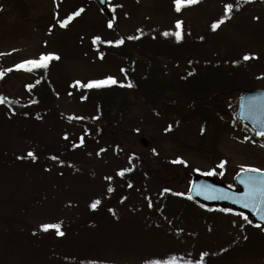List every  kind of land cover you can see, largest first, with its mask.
<instances>
[{
	"label": "rangeland",
	"instance_id": "374dc122",
	"mask_svg": "<svg viewBox=\"0 0 264 264\" xmlns=\"http://www.w3.org/2000/svg\"><path fill=\"white\" fill-rule=\"evenodd\" d=\"M84 1L62 5L57 0H0L2 94L17 103L27 99L23 85L30 77L17 71V65L41 55L59 57L49 77L60 91L77 81L121 80L118 59H96L89 51L94 35L104 33L116 39V33L127 36L138 24L167 29L177 20L201 28L219 19L222 5L232 1L238 5L235 0H202L176 12L174 0H116L123 9L111 31L98 7L90 3L74 24L62 29V19ZM258 9L243 10L221 27V50L225 45L229 49L235 46L240 53L264 56V10ZM263 87L264 81L258 88ZM228 105V100L213 103L220 121L204 134L195 123L172 126L170 121L154 117L146 107L135 106L124 113L116 127L100 126L93 157L66 148L64 155L58 154V149L77 135L64 121L51 118L35 123L8 117L0 110V264H200L229 241L244 239L238 228L241 218L229 215L215 225L217 229L204 225L184 228L188 237L174 234L173 229L170 233L156 226L165 221L158 222L153 213L141 208V202L121 201L116 192L120 186L115 173L128 169L130 154L136 156L144 175L156 179L155 192L166 183L186 194L192 171L213 173L228 185L239 171L264 172V141H254L239 124H233ZM57 107L65 116L85 112L66 92L60 94ZM140 138L146 140V148L140 145ZM114 147L121 153L112 154ZM29 152L41 155L42 162L31 167L30 162L18 161ZM64 162L67 165L62 168ZM80 163L87 173H71ZM109 188L113 191H106ZM127 192L124 189V195ZM96 200L100 203L92 211ZM113 210L115 218L110 216ZM44 224H59L64 235L55 229L44 231ZM216 263L227 264L222 259ZM260 263L254 256L231 262Z\"/></svg>",
	"mask_w": 264,
	"mask_h": 264
},
{
	"label": "trees",
	"instance_id": "16d2710c",
	"mask_svg": "<svg viewBox=\"0 0 264 264\" xmlns=\"http://www.w3.org/2000/svg\"><path fill=\"white\" fill-rule=\"evenodd\" d=\"M235 1L238 2L236 6L233 1L227 3L232 5L231 12L226 13L227 4L222 5L219 20H212L201 28L182 22L183 39L179 42L174 35L176 24L171 29L139 24L128 36L116 33V40L104 36V33L97 34L100 37L98 48L95 47L98 55L119 60L118 70L122 81L98 89L81 87L80 84L67 85L65 90L60 91L49 77L52 63L48 62L47 68H35L29 76L24 91L27 99L17 103V100L7 98L0 92V98L4 101L0 103V110L16 119L19 117L39 123L56 118L73 126L77 135L58 149V154L62 155L66 148L84 157H93L92 151L97 152L99 143V128L103 125L117 126L124 113L135 106L146 107L155 117L169 119L175 126L195 123L200 133L204 134L214 129L220 121L221 115L214 110V102L228 100V114L233 116L232 101L239 93L256 89L264 81V56L240 53L235 46L229 49L225 45V50H221V27L243 10L252 11L264 6V0ZM213 24H218L215 30ZM166 32L169 35L165 36ZM119 40H123V43L117 45ZM245 56L249 59L245 60ZM65 92L83 106V115L70 117L58 111V99ZM34 156L35 159L29 155L20 157L18 161L30 162L31 167L42 162L41 155ZM81 163L71 173L86 174V170L80 168ZM63 165L60 164V167L64 168L66 162ZM123 176L125 178H120L118 191L127 190L131 204L141 202L143 210H148L156 219L168 222L173 227L205 225L209 229H217L215 225L227 216L224 211L205 210L187 196L173 191L166 183L159 192H155L156 179L144 175L137 160L130 164ZM118 198H122L119 192ZM175 210L174 215H169ZM93 214L89 216L93 218ZM111 217H116V211L112 212ZM239 230L244 234V239H238V243L237 239L229 241L219 254L201 264H217L221 259L231 264L244 256H254L260 260V264H264V232L257 231L245 220Z\"/></svg>",
	"mask_w": 264,
	"mask_h": 264
},
{
	"label": "water",
	"instance_id": "95a60500",
	"mask_svg": "<svg viewBox=\"0 0 264 264\" xmlns=\"http://www.w3.org/2000/svg\"><path fill=\"white\" fill-rule=\"evenodd\" d=\"M102 12L110 17L106 8V0H95ZM236 118L254 133L257 139L264 138V89L244 93L236 108ZM141 143L145 146V142ZM254 178V185L247 181ZM232 190L212 178L199 175L192 177L189 195L192 200L213 208L231 209L243 214L251 224H259L264 228V173L241 172L234 178ZM247 204V207L244 205Z\"/></svg>",
	"mask_w": 264,
	"mask_h": 264
},
{
	"label": "snow or ice",
	"instance_id": "6c2138e0",
	"mask_svg": "<svg viewBox=\"0 0 264 264\" xmlns=\"http://www.w3.org/2000/svg\"><path fill=\"white\" fill-rule=\"evenodd\" d=\"M197 2H198V0H174L175 11L181 12L184 7L195 4ZM81 11H83V10L81 9ZM225 11H226V13L231 12L232 11V5L231 4L225 5ZM79 14H80V12L75 13L76 16H79ZM71 19H72V17H69L68 20L63 21L61 23V27H66L67 23ZM221 23H222V21H221ZM108 26L111 28L112 24L109 23ZM217 27H218V24L212 25L213 30H215ZM176 29H177V31L174 33V35L176 37L177 42H179L180 40L183 39L182 22L179 20H177V22H176ZM164 35L167 36V35H169V33L166 32V33H164ZM129 39H133V37H129ZM98 41H100V37H96L93 42L96 43ZM109 43H112V42L109 41ZM116 43H117V45L122 44L123 40H119ZM52 59H59V57L54 56V55H41L39 59L27 60L23 64L17 65V68L18 69L23 68L26 71H31L33 68H47L48 62ZM244 59L247 60V59H249V57L245 56ZM79 83L80 82L77 81V84H79ZM116 83H117V81L114 78L108 77L106 79L93 80V81H90L86 84H82L80 86L85 87V88H89V89H91V88H97L98 89V88L106 87V86L116 84ZM129 86H131V85H129ZM3 102H4L3 99L0 98V103H3ZM262 134H264V133H262ZM28 155L31 156L33 159H35V156L32 152H29ZM53 159H55V157H53ZM178 162H181V161H178ZM221 167H223V165H221ZM249 171H259V170L258 169H250ZM123 174H124L123 172L119 173V175H121V176ZM247 183L250 186L254 185V183H255L254 178L250 177L249 180L247 181ZM109 191H112V189L109 188ZM99 203H100L99 200L94 201L91 204L92 209H95ZM244 206L247 207V204H245ZM42 229L44 231H48L49 229H55L56 233L58 235H61V236L64 235V233L60 231V225L59 224H44V225H42ZM151 264H160V262L159 261H152ZM166 264H175V262L174 261L166 262Z\"/></svg>",
	"mask_w": 264,
	"mask_h": 264
}]
</instances>
